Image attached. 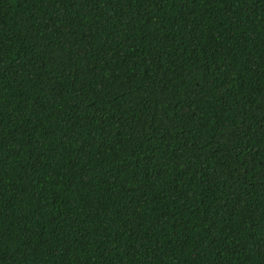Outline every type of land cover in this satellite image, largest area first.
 Listing matches in <instances>:
<instances>
[{"label":"trees","instance_id":"1","mask_svg":"<svg viewBox=\"0 0 264 264\" xmlns=\"http://www.w3.org/2000/svg\"><path fill=\"white\" fill-rule=\"evenodd\" d=\"M0 264H264V0H0Z\"/></svg>","mask_w":264,"mask_h":264}]
</instances>
